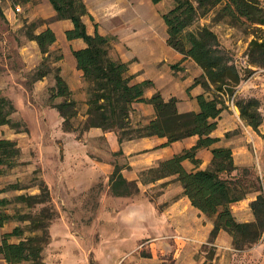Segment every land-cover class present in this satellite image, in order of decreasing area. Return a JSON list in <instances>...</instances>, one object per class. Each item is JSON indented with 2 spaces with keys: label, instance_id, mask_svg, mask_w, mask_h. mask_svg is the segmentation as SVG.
Masks as SVG:
<instances>
[{
  "label": "trees",
  "instance_id": "obj_1",
  "mask_svg": "<svg viewBox=\"0 0 264 264\" xmlns=\"http://www.w3.org/2000/svg\"><path fill=\"white\" fill-rule=\"evenodd\" d=\"M17 1L25 0H14ZM50 2L56 10L57 18H69L72 22V27L65 30L66 37H81L85 42L84 46L71 50L76 65L87 82L83 119L75 125L74 118L79 113V102L72 97L71 89L59 73V66L54 63L61 53L49 49L55 39L54 31L50 27L35 31L34 28L39 23L35 20H32L33 26H29L26 31V35L37 42L43 54L39 65L35 67L34 78L50 72L53 74L54 81L49 85L47 103L55 107L62 117L61 128L65 131H84L97 126L102 130H113L119 142L156 134L166 136L164 143H168L197 134L198 138L192 146L140 170V180L146 183L163 176L176 175L174 178L181 184L182 193L189 198L190 203L213 218L209 231L211 239L220 229H224L231 235L234 247L256 241L264 233V177L257 174L254 176L257 185L253 190L256 194L249 201L253 219L240 221L233 215L231 204L244 198L249 190L243 188L238 172H233L239 166L234 163L231 147L212 146L211 161L205 168L187 170L181 161L188 158L197 164L200 160L195 156L196 149L209 146L219 139L210 132L216 126V117L225 106L222 93L231 95L242 78L232 54L222 46L211 24L200 20L214 12L213 22L225 20L231 25H245L247 32L251 34L244 51L246 64L264 67V5L261 1L172 0L169 8L162 12L167 29V43L184 56L192 57L202 67L203 73L196 76L194 82H200L205 90L213 88L211 96L197 94L198 109L187 111L177 110L175 96L164 99L159 91L153 92L149 97L144 96V88L151 84V80L132 82L131 74L127 71V62L110 54L111 36L97 30L93 33L87 32L82 19L87 13L83 0ZM57 97L60 100H55ZM136 100L150 102L154 107L153 117L146 122H132L130 118L132 103ZM234 100L240 117L257 130L264 121V114L259 110L260 100L255 96H237L236 91ZM14 111L12 100L0 92V125L8 124L16 131H26V124L19 118H13ZM260 134L264 138V133ZM20 153L21 148L15 139L0 136V166L12 167L26 163L20 159ZM241 169L244 173H249L248 167L243 166ZM36 171L37 169L33 170ZM34 178L36 180L32 185H35L36 191L19 192L13 197L0 195V254L6 264L20 261H26L27 264H47L42 258V249L49 241L47 227L49 220L55 215V210L51 204L47 183L40 175ZM26 186L29 185H23L19 180L9 181L0 187V193ZM131 187L133 190H130ZM110 188L114 194L126 195L137 191L138 185L135 180L123 176L120 167L115 165L110 176ZM36 205L40 207L33 212L23 209ZM14 220L26 221L27 228L15 224L10 229H2ZM26 230L29 231L28 234L25 233ZM12 236L18 239L11 240Z\"/></svg>",
  "mask_w": 264,
  "mask_h": 264
},
{
  "label": "rangeland",
  "instance_id": "obj_2",
  "mask_svg": "<svg viewBox=\"0 0 264 264\" xmlns=\"http://www.w3.org/2000/svg\"><path fill=\"white\" fill-rule=\"evenodd\" d=\"M260 1L264 5V0ZM170 2L172 0H164L166 5ZM213 14L210 12L200 21L211 24L219 38L225 41L226 45L221 44L232 54L241 75L247 73L249 68L241 63L240 57L244 55L246 47L244 49L243 46L251 34L245 25H231L225 20L213 22ZM0 18L4 19L1 12ZM29 26H33L31 20L23 21L12 31L26 34ZM13 62L18 63L15 57ZM35 67L27 70L23 87L10 85L0 88V92L8 96L15 106L13 118L21 119L27 127L26 131H16L8 124L0 127V136L15 139L21 148L20 159L26 161L12 167L0 166V187L16 180L29 185L0 195L13 197L19 192H34L37 190L32 185L36 180L34 177L40 175L45 180L55 210L47 227L49 241L42 249V258L47 264H264L263 232L256 241L242 247H234L229 234L230 244L219 248L213 242L215 237L211 239L206 232L197 233L199 239H190L192 234L189 232H179L184 237L160 245L157 237L164 234L160 232L164 226L157 222V219L162 220L156 211L167 203L158 200L166 182L154 185L137 183V191L126 195L114 194L110 188L111 173L115 165H126L127 158L121 151H113L103 134L63 130L62 117L55 107L47 103L49 86L42 90L34 86ZM49 75L53 78L52 72ZM55 100L60 99L57 97ZM78 106L75 125L83 119L82 103ZM242 167L233 172H238L243 188L249 190L245 197L255 195L253 189L257 183L254 176L259 175V166L256 161L252 166H246L249 173H244ZM34 169L37 171L33 172ZM235 204H240V201L233 202L231 208L244 215L250 208L249 203ZM39 207L23 209L33 212ZM15 224L27 228L26 221L14 220L2 229H10ZM156 225H159L158 229ZM10 239L15 241L18 237ZM178 245L183 248L175 254ZM0 264H5L1 254Z\"/></svg>",
  "mask_w": 264,
  "mask_h": 264
},
{
  "label": "crops",
  "instance_id": "obj_3",
  "mask_svg": "<svg viewBox=\"0 0 264 264\" xmlns=\"http://www.w3.org/2000/svg\"><path fill=\"white\" fill-rule=\"evenodd\" d=\"M87 13L82 16L86 30L111 36L110 54L127 62L128 73L131 81L137 82L144 79L151 80V84L144 88V96L149 97L153 92L159 91L164 99L170 96L177 98L178 111L197 110L196 95L205 93L211 96L213 88L205 90L200 82H194L196 76L203 73L202 67L190 56L184 54L166 41L167 29L162 18V12L171 5L164 4V0H83ZM0 88L7 86L24 85L27 70L35 67L42 57L38 44L26 34L12 31L20 26L23 21L35 20L38 23L36 30L50 27L55 34L54 41L49 49L61 53L60 58L54 61L59 66V73L66 80L72 91V97L79 103H84L86 98L85 87L87 82L82 76V71L76 65L72 48L85 45L81 37L67 38L65 30L72 27L69 18H57L56 10L50 0H0ZM219 37V36H218ZM224 45L225 41L219 38ZM249 40V38H248ZM247 43V42H246ZM246 43L243 48L245 49ZM9 54L11 56H9ZM13 57L18 61L13 62ZM242 64L249 68L247 73L235 86L237 96H255L260 100L259 110L264 114V67L246 64V56L240 57ZM52 76L48 74L34 80V86L42 90L53 83ZM5 91V90H4ZM225 106L216 117V126L210 132L219 139L209 146L196 149L195 156L199 162L194 164L190 159L184 158L181 163L187 170L205 168L211 161L212 146L226 145L232 150L234 163L238 166H252L256 161L259 166V176L264 177V121L256 129L247 124L239 115L235 103L228 102L227 93H222ZM130 118L132 122L141 120L146 122L154 115L152 103L136 100L132 103ZM2 125H0L1 128ZM89 134H103L106 136L113 151L121 150L127 158V164L120 167V172L127 179L143 182L139 178L142 169L153 166L158 161L168 158L184 148L192 146L197 134H191L171 142L164 143L166 136L156 134L124 139L121 142L113 130H102L97 126L87 129ZM227 133V134H226ZM176 175L171 174L160 177L145 184L166 182L165 188L158 195V200L167 201L162 209H157V222H162L164 229L159 237V244L170 243L172 239L182 237L179 232H189L190 239H199L197 233H209L213 218L206 215L190 203L189 198L182 193L181 184L175 180ZM171 182L173 185H171ZM255 195H248L240 200L239 205H248ZM235 201V202H237ZM234 202V203H235ZM233 206V203L231 204ZM232 213L237 220L246 221L253 219V214L248 207L239 213L233 208ZM157 229L159 225H156ZM187 237V236H186ZM185 237V238H186ZM189 238V237H188ZM187 238V239H188ZM230 235L220 229L214 238V244L219 248L230 244ZM181 248L176 246L174 253L178 254ZM185 252L183 253L184 257ZM2 258V256H1ZM179 259V257L177 258ZM182 260V259H181ZM6 264V263H5Z\"/></svg>",
  "mask_w": 264,
  "mask_h": 264
},
{
  "label": "built area",
  "instance_id": "obj_4",
  "mask_svg": "<svg viewBox=\"0 0 264 264\" xmlns=\"http://www.w3.org/2000/svg\"><path fill=\"white\" fill-rule=\"evenodd\" d=\"M234 96H235V91L231 95H228V102L230 104L234 103Z\"/></svg>",
  "mask_w": 264,
  "mask_h": 264
}]
</instances>
